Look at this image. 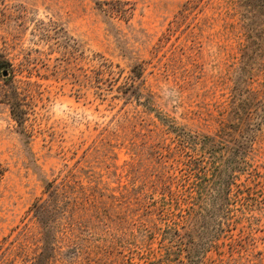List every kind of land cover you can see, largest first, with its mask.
I'll return each instance as SVG.
<instances>
[{
    "label": "rangeland",
    "instance_id": "1",
    "mask_svg": "<svg viewBox=\"0 0 264 264\" xmlns=\"http://www.w3.org/2000/svg\"><path fill=\"white\" fill-rule=\"evenodd\" d=\"M0 63V264H264V0H0Z\"/></svg>",
    "mask_w": 264,
    "mask_h": 264
},
{
    "label": "water",
    "instance_id": "2",
    "mask_svg": "<svg viewBox=\"0 0 264 264\" xmlns=\"http://www.w3.org/2000/svg\"><path fill=\"white\" fill-rule=\"evenodd\" d=\"M4 75H6V72H4Z\"/></svg>",
    "mask_w": 264,
    "mask_h": 264
},
{
    "label": "trees",
    "instance_id": "3",
    "mask_svg": "<svg viewBox=\"0 0 264 264\" xmlns=\"http://www.w3.org/2000/svg\"><path fill=\"white\" fill-rule=\"evenodd\" d=\"M1 64V63H0Z\"/></svg>",
    "mask_w": 264,
    "mask_h": 264
}]
</instances>
